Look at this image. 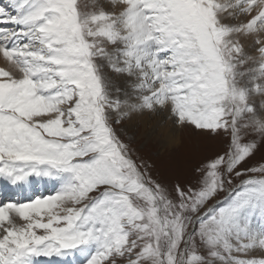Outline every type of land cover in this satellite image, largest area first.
<instances>
[{
  "label": "snow or ice",
  "instance_id": "6c2138e0",
  "mask_svg": "<svg viewBox=\"0 0 264 264\" xmlns=\"http://www.w3.org/2000/svg\"><path fill=\"white\" fill-rule=\"evenodd\" d=\"M0 62V264H264V0H6Z\"/></svg>",
  "mask_w": 264,
  "mask_h": 264
},
{
  "label": "rangeland",
  "instance_id": "374dc122",
  "mask_svg": "<svg viewBox=\"0 0 264 264\" xmlns=\"http://www.w3.org/2000/svg\"><path fill=\"white\" fill-rule=\"evenodd\" d=\"M5 2L6 0H0V3ZM143 126V122L138 121L134 129L127 130V135L135 137L134 147L141 156L153 163L155 166L154 174L158 172L169 180L183 176L189 167V156L195 148L192 141L186 137H181L176 144L166 147L163 145L164 140L161 139L157 129L152 132L150 128ZM150 131L152 132L151 135ZM0 187L3 188L2 182H0Z\"/></svg>",
  "mask_w": 264,
  "mask_h": 264
},
{
  "label": "bare ground",
  "instance_id": "6f19581e",
  "mask_svg": "<svg viewBox=\"0 0 264 264\" xmlns=\"http://www.w3.org/2000/svg\"><path fill=\"white\" fill-rule=\"evenodd\" d=\"M0 66L2 65V62H0ZM141 121L143 122V127H148L150 128V130L153 132V130L155 131L156 129L159 131V135L160 137H162L161 139L164 140L163 145L166 147H171L172 145L176 144V143H170L169 139H168V130L167 127L165 128H160L158 126V122L153 120V121H148L145 119H141ZM150 131V135L152 134V132ZM183 175V174H182ZM41 191H43V188L41 189ZM44 194H47V192L45 191ZM8 195H11V193L7 192L5 189H3L2 187H0V202H2L3 200H5Z\"/></svg>",
  "mask_w": 264,
  "mask_h": 264
}]
</instances>
